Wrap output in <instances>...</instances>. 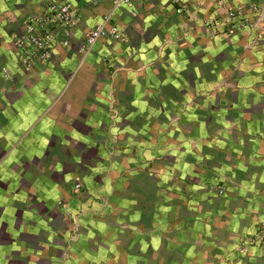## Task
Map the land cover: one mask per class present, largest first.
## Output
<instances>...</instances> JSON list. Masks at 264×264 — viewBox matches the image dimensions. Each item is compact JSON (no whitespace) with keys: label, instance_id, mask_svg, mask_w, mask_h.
Listing matches in <instances>:
<instances>
[{"label":"crops","instance_id":"0c3cea01","mask_svg":"<svg viewBox=\"0 0 264 264\" xmlns=\"http://www.w3.org/2000/svg\"><path fill=\"white\" fill-rule=\"evenodd\" d=\"M48 1L0 0V264H264V0H66L27 70Z\"/></svg>","mask_w":264,"mask_h":264},{"label":"built area","instance_id":"2783aa9c","mask_svg":"<svg viewBox=\"0 0 264 264\" xmlns=\"http://www.w3.org/2000/svg\"><path fill=\"white\" fill-rule=\"evenodd\" d=\"M127 0H114L115 4L126 2ZM241 9H229L227 18L230 21L234 16L241 14ZM77 10L66 0H50L46 2L40 13L25 20L24 31L20 33L14 41L17 49L19 62L28 70L35 62H47L53 53L56 41L67 46L70 32L76 21ZM241 17L239 20H242ZM261 19L258 13L257 20ZM241 23V22H240ZM214 21L208 27H215ZM214 34V31H211ZM108 37L114 41H121L123 37L118 26L111 22L108 17L95 23L84 35L82 52L84 54L91 51L93 45L99 38ZM5 72V70H4ZM80 187V184H76ZM221 192V190H219ZM260 242L264 245V227H260L257 234L250 240V244ZM242 250L246 251L245 246Z\"/></svg>","mask_w":264,"mask_h":264}]
</instances>
